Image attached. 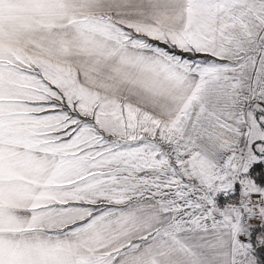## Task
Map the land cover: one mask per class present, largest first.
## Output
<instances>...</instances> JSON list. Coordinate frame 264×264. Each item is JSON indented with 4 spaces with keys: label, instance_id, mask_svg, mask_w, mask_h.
I'll return each mask as SVG.
<instances>
[{
    "label": "snow or ice",
    "instance_id": "snow-or-ice-1",
    "mask_svg": "<svg viewBox=\"0 0 264 264\" xmlns=\"http://www.w3.org/2000/svg\"><path fill=\"white\" fill-rule=\"evenodd\" d=\"M0 264H264V0H0Z\"/></svg>",
    "mask_w": 264,
    "mask_h": 264
}]
</instances>
